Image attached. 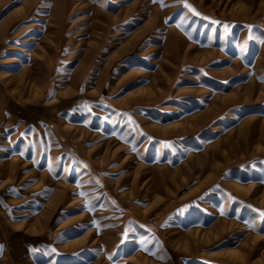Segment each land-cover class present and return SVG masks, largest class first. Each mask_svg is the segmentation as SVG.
<instances>
[{"label": "rangeland", "instance_id": "rangeland-1", "mask_svg": "<svg viewBox=\"0 0 264 264\" xmlns=\"http://www.w3.org/2000/svg\"><path fill=\"white\" fill-rule=\"evenodd\" d=\"M264 0H0V264H264Z\"/></svg>", "mask_w": 264, "mask_h": 264}, {"label": "snow or ice", "instance_id": "snow-or-ice-1", "mask_svg": "<svg viewBox=\"0 0 264 264\" xmlns=\"http://www.w3.org/2000/svg\"><path fill=\"white\" fill-rule=\"evenodd\" d=\"M261 215L264 216V212H261Z\"/></svg>", "mask_w": 264, "mask_h": 264}]
</instances>
